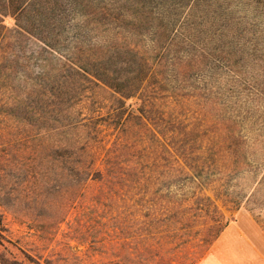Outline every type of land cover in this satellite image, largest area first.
Wrapping results in <instances>:
<instances>
[{"label":"trees","instance_id":"1","mask_svg":"<svg viewBox=\"0 0 264 264\" xmlns=\"http://www.w3.org/2000/svg\"><path fill=\"white\" fill-rule=\"evenodd\" d=\"M263 37L264 0H0V226L8 209L52 241L87 198L132 218L118 264H196L230 223L217 199L239 208L250 183L247 204L264 203ZM93 88L116 94L100 115L82 108Z\"/></svg>","mask_w":264,"mask_h":264},{"label":"rangeland","instance_id":"2","mask_svg":"<svg viewBox=\"0 0 264 264\" xmlns=\"http://www.w3.org/2000/svg\"><path fill=\"white\" fill-rule=\"evenodd\" d=\"M83 13L84 10H83ZM3 24L12 32L16 29V20L12 15L3 18ZM26 28H29L35 36H39L40 27L35 24L29 25L24 22ZM96 25H89L86 30L78 34L81 40H96L97 35L92 29ZM36 28V29H35ZM46 33L49 36L51 43V23L47 27ZM13 39L14 33H11ZM71 35H77L76 33ZM22 40V47L27 51H31L35 47L36 39L29 34L19 37ZM264 40V37L261 39ZM23 65H26L23 64ZM40 65L37 60H33L27 64V67H22L23 72H26L30 77L37 76V67ZM23 90L24 82H20ZM0 87H2L0 83ZM116 94L109 88H93L89 93V99L84 102L82 108L87 114H93L97 111L100 115V108L105 106V113L110 106L115 103ZM246 136L248 134L245 133ZM109 137H107V140ZM264 152V145L260 152ZM99 169L101 164H97ZM264 176V165L259 170L257 176L260 180ZM253 176L249 181H253ZM95 184L90 183V188L87 189L89 194L94 191ZM248 195L242 201V206L234 208L233 204L223 202V198L217 199L216 203L220 210L225 214L230 221L229 226L223 234L214 242L211 249L205 256L196 264H264V203L263 205L247 204V198L251 194L250 183L246 188ZM206 193L212 198H217V190L209 187ZM264 195V186L259 192ZM88 199H83L75 209L70 212L66 222L61 226L58 234L51 241V234L48 239L41 236L29 221H20L10 210H2L4 219L0 226V254L4 253L11 259H16L23 264H118L116 253L120 250L123 252L131 251L134 248L131 233L133 231L132 218L123 216L120 211L115 208L109 209L107 213L90 212L85 208L88 204ZM31 214V213H30ZM36 219L44 220L51 218V208L38 206L31 214ZM25 220V219H24ZM106 224V226L103 224ZM75 231L78 237H85L89 230H94L100 243L96 245L79 243L70 239V235L66 237L63 234L71 228ZM93 224L95 227H93ZM103 226V228H102ZM93 227V229H92ZM101 231V232H99ZM99 232V233H98ZM130 233V235H129ZM81 240H84L81 238Z\"/></svg>","mask_w":264,"mask_h":264}]
</instances>
